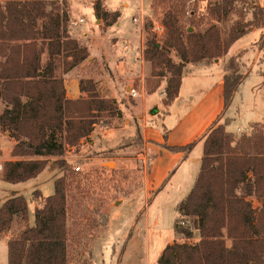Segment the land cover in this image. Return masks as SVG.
Returning <instances> with one entry per match:
<instances>
[{
  "label": "trees",
  "instance_id": "obj_1",
  "mask_svg": "<svg viewBox=\"0 0 264 264\" xmlns=\"http://www.w3.org/2000/svg\"><path fill=\"white\" fill-rule=\"evenodd\" d=\"M65 1H0V102L4 105L0 135L6 134L13 144L11 159L3 165L6 182H24L47 168H65L67 152L91 135L101 114L122 115L117 100L102 96L94 79L80 82L86 96H67L64 75L86 60L89 50L70 33ZM238 1L242 0H217L210 4L209 13L217 20L227 19ZM251 2L253 18L235 23L225 38L215 23L205 30L184 28L178 7L168 8L162 21L163 42L158 45L155 37H149L144 52L153 77L171 74L165 88L166 105L178 97L188 63L217 59L253 28L262 27L264 7ZM94 7L106 25L120 17L119 11L103 8L100 0ZM259 45L263 59L264 32ZM172 50L180 62L172 59ZM242 56L240 51L224 65V110L245 78ZM217 119L205 136L195 183L177 203L181 217L191 218L187 223L175 221L176 233L186 240L169 243L157 264H264V124L254 122L250 132L238 137L228 129L232 118L216 125ZM137 136L143 140L141 133ZM195 143L167 147L188 152ZM70 177L64 173L55 179L54 193L36 208L33 226L24 195L0 199V237L16 219L22 224L8 241V264H68ZM252 196L263 202L261 209L253 205Z\"/></svg>",
  "mask_w": 264,
  "mask_h": 264
},
{
  "label": "rangeland",
  "instance_id": "obj_2",
  "mask_svg": "<svg viewBox=\"0 0 264 264\" xmlns=\"http://www.w3.org/2000/svg\"><path fill=\"white\" fill-rule=\"evenodd\" d=\"M96 1L98 0H69L65 1V7L68 10L71 4L73 17L76 20L82 17L80 21L85 22L81 24L88 26L97 18L94 7ZM100 1L107 10L104 0ZM113 1L117 2V8L122 12L121 26L113 28L121 38L124 37L122 33L125 34L136 24H140L138 19L134 20V16L141 13L139 20L143 22L144 33L139 46L144 52L149 37H155L158 45L163 42L165 29L159 33L155 30V25H163V18L171 5L178 7L184 28L205 30L215 23L224 38L235 23L251 20L254 9L252 0L238 1L236 10L227 19L217 20L209 13L210 4L217 0H110L111 4ZM144 4L145 7L148 6L150 14L142 10ZM192 20L194 27L191 26ZM254 36L253 33L246 35L233 46L231 52L237 54L238 49L249 43ZM122 42L118 43L119 48L122 47ZM101 49L106 52L109 50L106 45ZM144 52L138 59V69L131 76L125 77V74L113 71L109 74L108 69L104 67V72L100 65L96 68L97 72H102L106 77L100 76L98 89L102 91H99L102 96L117 100L122 115L101 114L91 135L67 152L65 168L45 169L37 178L38 185L34 179L17 185L19 193L29 200L37 187L52 194L57 177L64 173L72 176L67 207L68 264H157L163 249L169 243L186 240L176 233L175 221L179 219L180 222L184 220L187 223L191 218L181 217L177 203L189 193L195 183L203 149L201 146L193 147L189 156L185 151L169 149L158 155L157 161L152 162V150L143 140L138 139L137 134L142 129V115L145 114L148 120L146 123L151 126L152 119H159V115H156L158 112L153 114L151 111L155 107L164 108L160 93L146 97L145 94L160 81L167 82L171 75L167 72L161 78L153 77L149 67L151 62L148 64ZM171 57L175 62H180L175 50H172ZM252 57V54L246 56L243 67L250 75L227 108V115L233 117L229 130L238 137L250 132L254 122L264 124V76L258 74L260 66L252 63ZM131 87L137 88L140 96H130ZM3 107L0 103L2 110ZM225 119L226 113L223 112L216 125ZM12 145L6 134L0 135V163L3 165L5 158L11 157ZM111 161L112 165L109 164ZM77 165H81L80 171L74 170L73 167ZM2 172L3 170L0 171V199H6L13 193L10 192L9 184L1 179ZM149 173L151 178L147 185L146 176ZM38 193H34L35 199L39 198ZM239 193L243 194V190L240 189ZM251 200L258 210L263 207V202L254 196ZM21 227L19 219H16L9 229L10 235L16 234ZM196 238H199L198 230L195 231L194 239ZM4 240H0V264H6L8 258Z\"/></svg>",
  "mask_w": 264,
  "mask_h": 264
},
{
  "label": "crops",
  "instance_id": "obj_3",
  "mask_svg": "<svg viewBox=\"0 0 264 264\" xmlns=\"http://www.w3.org/2000/svg\"><path fill=\"white\" fill-rule=\"evenodd\" d=\"M66 1L69 2V0ZM104 2L108 11L120 12V17L118 18L117 22L112 25H106L103 18L98 17L93 21L92 24L88 26L82 25L81 22H85V20L80 21L83 19L82 17H80L79 20H76V18L73 17L72 7L69 3L70 6L68 7V13L70 17V33L89 50V57L64 75L66 94L69 98L76 99L87 95L85 92L81 91V80L94 79L95 81L99 82L101 81L99 79L100 76L106 78L104 77L105 74L96 71V68L99 65L103 70L104 67H106L109 74L111 71H113L115 73H120L121 75L125 74V77L133 75V73L138 69L139 61L134 55L141 52V46H139V43L141 42L143 37L142 34L144 33L143 22L139 20L141 13L138 15L139 17L137 15L134 16L138 19L137 22L140 21V24H136L133 29L127 31L125 34L122 33L124 37L121 38L117 35V31L113 30V28H118L121 26L120 18L122 12L117 8V2L113 1L112 4L110 0H104ZM256 3L264 7V0H256ZM142 10L146 14H150V10L148 6L145 7V4L144 7H142ZM109 30H111L110 33H108ZM263 32L264 22L262 27L254 28L239 38L231 46L227 54L211 61H204L198 64L188 63L185 66L183 72L180 93L171 104L166 105L164 103L165 88L167 83L165 81L161 82L160 87L156 91L145 94L146 97L157 92L160 93L162 96V106L164 107L159 108L158 113L156 114L159 115V119L156 118L150 121L152 123L151 126L146 123L148 120L145 114L142 115L143 119H141L140 122V125L142 126L141 134L143 141L154 154L152 162H155L159 159V157H157L158 155L168 152V145L183 146L195 141L196 143L194 148L201 146L203 149L205 136L210 130L212 123L218 118V116L225 112L226 117L233 119V117L227 115V109L224 110V65L226 61L234 55L231 52L233 46L246 35L253 33L255 34L254 38L249 43L241 46L237 53L243 51L242 61L244 64H246V56L252 54V63L260 66L258 69V74L264 76V58L261 59L263 50L259 45L260 37ZM121 40L123 41V45L119 48L118 43ZM104 45H106V47L109 49L108 52H106L104 49H101ZM94 47H96L98 51H96V49L94 50ZM149 62L150 61H148V64ZM150 64L149 67L152 70V65ZM245 74L246 75L243 82L248 78L250 72L247 71ZM127 87H129V85ZM99 90L102 91L101 89ZM238 92L239 90L235 93L233 100ZM1 105L3 104L1 103ZM1 111L2 109L0 108V112ZM161 111L163 113H161ZM239 130L240 128H238V131ZM192 151L193 150H190L186 152V154L189 156ZM8 159L11 158H5V161ZM38 176L32 178L37 181L35 183L36 185L39 184L37 179ZM146 177L148 181L147 185H149L151 173H149ZM1 179L3 180V177H1ZM7 183L11 188V194H21L19 193L17 185L22 182ZM37 191L39 192V198L35 199L36 197H34V193ZM49 195L51 194L45 193L40 187H37L36 190H34L31 198L27 200L30 226L35 224L36 208L43 206L44 199ZM11 236L12 234L10 235V231L8 230V233L6 231L0 237V240L5 239L4 241L6 242L7 251L8 241ZM6 264H8V258Z\"/></svg>",
  "mask_w": 264,
  "mask_h": 264
},
{
  "label": "built area",
  "instance_id": "obj_4",
  "mask_svg": "<svg viewBox=\"0 0 264 264\" xmlns=\"http://www.w3.org/2000/svg\"><path fill=\"white\" fill-rule=\"evenodd\" d=\"M0 1H4V0H0ZM136 19H137V18H134V20H136ZM81 20H82V19H81ZM155 30H157L159 33H162V32L164 31V26H163L162 24H156V25H155ZM144 50H145V49H144ZM143 52H144V51L141 50L140 53L135 54V55H134L135 58H136V59H139V58L142 56ZM129 94H130V96H132L133 98H136V97L140 96V92L137 90V88H134V87H131V90H130ZM73 168H74L75 171H80L82 167H81V165H77V166H74ZM2 170H3V164L0 163V171H2Z\"/></svg>",
  "mask_w": 264,
  "mask_h": 264
},
{
  "label": "water",
  "instance_id": "obj_5",
  "mask_svg": "<svg viewBox=\"0 0 264 264\" xmlns=\"http://www.w3.org/2000/svg\"><path fill=\"white\" fill-rule=\"evenodd\" d=\"M191 29H192V28H191ZM158 110H159V109H158L157 107H155V108L151 111V113H153V114H154V113H157ZM109 164L112 165V161L109 162Z\"/></svg>",
  "mask_w": 264,
  "mask_h": 264
}]
</instances>
